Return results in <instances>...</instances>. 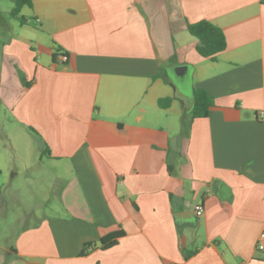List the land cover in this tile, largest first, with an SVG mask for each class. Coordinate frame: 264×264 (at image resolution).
Returning <instances> with one entry per match:
<instances>
[{
  "label": "crops",
  "instance_id": "0c3cea01",
  "mask_svg": "<svg viewBox=\"0 0 264 264\" xmlns=\"http://www.w3.org/2000/svg\"><path fill=\"white\" fill-rule=\"evenodd\" d=\"M23 9L0 38L2 128L37 143L33 180L57 200L0 246V264H264V0ZM202 20L225 36L214 59L187 30ZM196 89L212 99L207 118H190Z\"/></svg>",
  "mask_w": 264,
  "mask_h": 264
},
{
  "label": "rangeland",
  "instance_id": "374dc122",
  "mask_svg": "<svg viewBox=\"0 0 264 264\" xmlns=\"http://www.w3.org/2000/svg\"><path fill=\"white\" fill-rule=\"evenodd\" d=\"M13 7L12 0H0V38L17 34L21 17L27 19L29 16L28 11L23 9L18 17H13ZM169 75L188 89L190 73L177 76L174 69L169 70ZM2 124L7 122L0 107V246L10 247L14 245L19 232L35 221V216L49 213V206L57 200V192L49 194L46 188L39 186L48 180H33L40 155L37 143L29 139L27 133L20 139V136L8 130L6 137ZM45 164L39 167L42 172L52 169L47 162ZM46 176L49 177L48 174Z\"/></svg>",
  "mask_w": 264,
  "mask_h": 264
},
{
  "label": "trees",
  "instance_id": "16d2710c",
  "mask_svg": "<svg viewBox=\"0 0 264 264\" xmlns=\"http://www.w3.org/2000/svg\"><path fill=\"white\" fill-rule=\"evenodd\" d=\"M31 7V0H16L15 7L12 10L13 16H18L22 7ZM23 20H21L22 22ZM188 33L197 40L196 51L203 57L214 59L216 55L226 49V40L223 31L208 21L202 20L187 26ZM170 99H160L158 105L165 108ZM213 106L212 99L205 91L196 89L193 91V105L190 111L191 119L207 118L209 109ZM124 236L122 231L110 233L100 240V249L107 250L115 246L119 239ZM89 247V245L87 246ZM82 252L81 255H85Z\"/></svg>",
  "mask_w": 264,
  "mask_h": 264
},
{
  "label": "built area",
  "instance_id": "2783aa9c",
  "mask_svg": "<svg viewBox=\"0 0 264 264\" xmlns=\"http://www.w3.org/2000/svg\"><path fill=\"white\" fill-rule=\"evenodd\" d=\"M66 59H67L66 56H62L63 61H66ZM258 117H261V118L264 117V110H260L258 112ZM201 212H202L201 205H197L195 207V214L198 216L200 215ZM256 249L260 252H264V233L260 235V238L258 239V242H257Z\"/></svg>",
  "mask_w": 264,
  "mask_h": 264
},
{
  "label": "water",
  "instance_id": "95a60500",
  "mask_svg": "<svg viewBox=\"0 0 264 264\" xmlns=\"http://www.w3.org/2000/svg\"><path fill=\"white\" fill-rule=\"evenodd\" d=\"M184 70H186V67H177V68L175 69V72H176L177 76H182Z\"/></svg>",
  "mask_w": 264,
  "mask_h": 264
}]
</instances>
